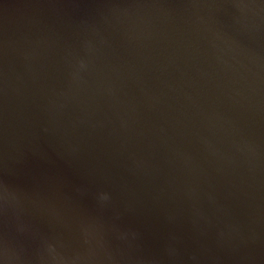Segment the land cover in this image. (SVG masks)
<instances>
[{"label":"water","instance_id":"obj_1","mask_svg":"<svg viewBox=\"0 0 264 264\" xmlns=\"http://www.w3.org/2000/svg\"><path fill=\"white\" fill-rule=\"evenodd\" d=\"M0 264H264V0H0Z\"/></svg>","mask_w":264,"mask_h":264}]
</instances>
